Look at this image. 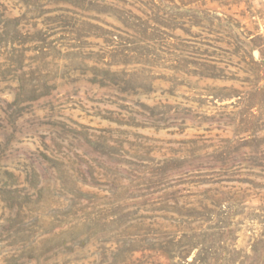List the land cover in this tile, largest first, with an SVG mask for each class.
I'll list each match as a JSON object with an SVG mask.
<instances>
[{
    "label": "rangeland",
    "instance_id": "374dc122",
    "mask_svg": "<svg viewBox=\"0 0 264 264\" xmlns=\"http://www.w3.org/2000/svg\"><path fill=\"white\" fill-rule=\"evenodd\" d=\"M0 264H264V0H0Z\"/></svg>",
    "mask_w": 264,
    "mask_h": 264
}]
</instances>
